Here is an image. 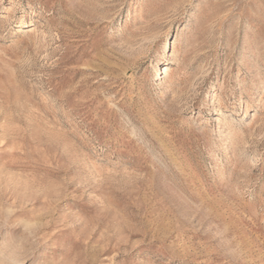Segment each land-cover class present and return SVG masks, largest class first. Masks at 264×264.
<instances>
[{"label":"rangeland","instance_id":"1","mask_svg":"<svg viewBox=\"0 0 264 264\" xmlns=\"http://www.w3.org/2000/svg\"><path fill=\"white\" fill-rule=\"evenodd\" d=\"M0 264H264V0H0Z\"/></svg>","mask_w":264,"mask_h":264},{"label":"bare ground","instance_id":"2","mask_svg":"<svg viewBox=\"0 0 264 264\" xmlns=\"http://www.w3.org/2000/svg\"><path fill=\"white\" fill-rule=\"evenodd\" d=\"M160 64H161V62L158 63V65H160ZM158 69H159V68H155V69H154V72L158 71Z\"/></svg>","mask_w":264,"mask_h":264}]
</instances>
